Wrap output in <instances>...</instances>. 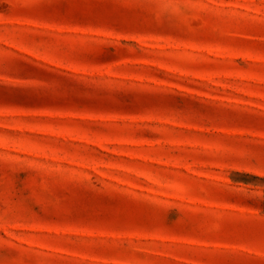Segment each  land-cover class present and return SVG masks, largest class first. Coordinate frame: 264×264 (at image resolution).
I'll return each instance as SVG.
<instances>
[{
  "label": "rangeland",
  "instance_id": "1",
  "mask_svg": "<svg viewBox=\"0 0 264 264\" xmlns=\"http://www.w3.org/2000/svg\"><path fill=\"white\" fill-rule=\"evenodd\" d=\"M0 264H264V0H0Z\"/></svg>",
  "mask_w": 264,
  "mask_h": 264
}]
</instances>
